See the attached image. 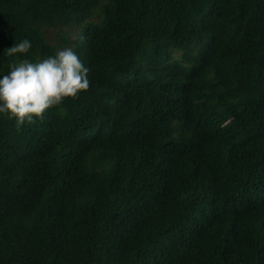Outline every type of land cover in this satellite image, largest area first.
<instances>
[{"label": "trees", "instance_id": "obj_1", "mask_svg": "<svg viewBox=\"0 0 264 264\" xmlns=\"http://www.w3.org/2000/svg\"><path fill=\"white\" fill-rule=\"evenodd\" d=\"M63 48L89 89L0 114V264H264V0H0V78Z\"/></svg>", "mask_w": 264, "mask_h": 264}, {"label": "clouds", "instance_id": "obj_2", "mask_svg": "<svg viewBox=\"0 0 264 264\" xmlns=\"http://www.w3.org/2000/svg\"><path fill=\"white\" fill-rule=\"evenodd\" d=\"M31 42L24 39L5 50L12 57L27 54ZM89 68L72 48L58 50L55 55L37 62L18 59L0 78V114L15 121L17 131L25 124L43 120L46 112L56 108L63 113L66 98H77L90 87Z\"/></svg>", "mask_w": 264, "mask_h": 264}, {"label": "rangeland", "instance_id": "obj_3", "mask_svg": "<svg viewBox=\"0 0 264 264\" xmlns=\"http://www.w3.org/2000/svg\"><path fill=\"white\" fill-rule=\"evenodd\" d=\"M53 34H54L53 31H51L49 37L52 38V37H53ZM179 55H180V54L177 53V52L174 53V59H175V60L178 59V58H179Z\"/></svg>", "mask_w": 264, "mask_h": 264}]
</instances>
